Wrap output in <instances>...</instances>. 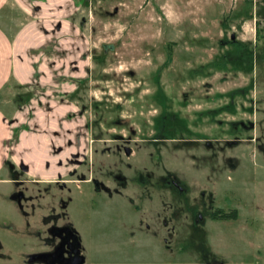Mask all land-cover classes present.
Instances as JSON below:
<instances>
[{"label":"rangeland","instance_id":"rangeland-1","mask_svg":"<svg viewBox=\"0 0 264 264\" xmlns=\"http://www.w3.org/2000/svg\"><path fill=\"white\" fill-rule=\"evenodd\" d=\"M76 5L66 2L61 12L71 11L70 25L57 17L53 26H44L48 8L21 28L25 42L34 41L35 31L56 33L48 34L45 48L36 45L28 53L42 55L45 71L36 64L25 68L30 82L13 84L14 103L3 104L9 118L20 104L29 125L11 130L19 141L8 145L19 160L13 153L8 160L17 162L12 170L18 172L21 160H45L47 175L59 182L46 188L42 181L48 180L20 171L25 194L37 196L33 209L25 207V217L11 200L18 190L14 174L0 164L4 251L20 264L28 247L15 227L26 221L34 226L50 207L58 209L61 194L89 262L196 264L185 255L157 253L162 252L157 242L130 237L132 223L156 219L163 208L157 191L154 200L140 198L137 177L170 172L196 193L211 192L223 215L236 210L237 219L210 221L208 246L216 257L225 264H264V0H80ZM104 46L113 49L105 52ZM211 61L221 65L208 66ZM118 143L132 154L118 150ZM71 153H86L84 163L68 164ZM117 171L134 179L123 196L96 192L79 180ZM20 235L28 241L29 234Z\"/></svg>","mask_w":264,"mask_h":264},{"label":"flooded vegetation","instance_id":"flooded-vegetation-1","mask_svg":"<svg viewBox=\"0 0 264 264\" xmlns=\"http://www.w3.org/2000/svg\"><path fill=\"white\" fill-rule=\"evenodd\" d=\"M116 147L118 150H123L125 155L126 151L131 149L120 143L116 144ZM85 156H87L86 153H71L66 157V162L73 166L82 165ZM7 166L11 170L15 168V165L10 162H7ZM21 166L23 165L20 164L19 172L16 169L12 170L13 180L17 184L18 190L13 193L11 199L15 201L22 215L28 217L29 211L25 207L27 204H31L37 196L25 194L26 189L23 188V184L26 180L20 178V171L22 174H26L28 171ZM61 177L62 175H59L58 179ZM79 180L93 185L96 192H103L112 197L113 195L123 196V191L128 190V184H132L134 179L131 178L129 181L127 176L117 171L106 173L103 179L80 175ZM137 180L142 186L139 188L141 190L140 198L147 201L154 200L152 191H157V195L164 199L161 200L163 208L157 212L156 219H142L138 225L134 226L133 223L130 225L132 240L136 236H140L147 244L149 241L157 242L162 248V252L157 251V253L173 257H177L179 254L185 255L187 259L195 261L196 264H225L208 246L212 229L210 221L220 220L218 212L221 211L215 209L214 196L211 192L202 189L196 193L178 175L170 172L157 175L149 173L146 174V177L138 176ZM109 181L113 184L111 188L107 184ZM33 182L37 184L40 181L34 180ZM42 182H45L47 188L51 186L52 182L56 184L59 181ZM165 193H167L169 201H166ZM19 197L21 198L20 203H18ZM57 201L58 209L56 206L50 207L49 212L43 214L34 226L26 221L25 227H21V229L15 227L19 234L18 238L28 247V251L23 253V257L19 261L23 264H93L87 258L86 247L80 231L68 218L67 202L63 200L61 194H58ZM30 208L33 209V204L30 205ZM23 232L29 234V236H25L28 241H23V237L20 235ZM153 245L159 247L155 243ZM4 249V244L0 242V264H18L16 263L18 258H14ZM157 253L154 254L157 255Z\"/></svg>","mask_w":264,"mask_h":264},{"label":"crops","instance_id":"crops-1","mask_svg":"<svg viewBox=\"0 0 264 264\" xmlns=\"http://www.w3.org/2000/svg\"><path fill=\"white\" fill-rule=\"evenodd\" d=\"M66 2L71 6L73 5L74 8L80 0H0V164L3 162V164L7 166V162H10L17 166L19 157L16 159L17 156H14L15 151H13L12 146L8 144L13 141L17 143L19 137L18 139H14V133L11 134V130L14 131V129L19 128L21 124H25L28 126L25 129H29L26 118H24L25 120L21 118L23 116L21 115L22 112L19 111L20 109L16 108L17 111L11 114L12 118H9L5 116L3 104L13 102L12 98H14L15 95L13 87H11L13 84L22 85L30 82L29 75L31 72L24 71L26 70L25 68L29 67V69H32L36 64L39 66L40 70L45 71V64L39 62V58L42 55L33 56L28 55V53L30 50L34 49L30 47L36 45H42V47L45 48V43L49 38L48 34L56 33V31L52 32V29L49 31L47 29L45 31L42 30V32L33 30L35 31L34 41L25 42L22 40L21 28L24 27L25 21L29 22L37 16L41 17L43 10H48V8L51 11L44 15V22L42 23L44 26H53V19L57 17L67 22L71 11H69L70 13L68 15L61 14ZM55 8H59L60 10L56 13L54 11ZM67 24L70 25V22L68 21ZM56 29L57 32H60L63 28L60 31V28ZM28 43L32 44L27 46ZM24 113H26V111ZM12 119L14 122H11ZM25 129H22L24 134L29 132ZM8 153H13L12 159H16V163L8 160ZM28 160H21L18 164L28 167L26 175L36 174V176L41 177V179H46L48 181L52 180V178L49 177L50 175H47L48 172L44 169L45 160L41 161L38 158L37 163L31 159ZM1 166L2 165H0V167Z\"/></svg>","mask_w":264,"mask_h":264},{"label":"trees","instance_id":"trees-1","mask_svg":"<svg viewBox=\"0 0 264 264\" xmlns=\"http://www.w3.org/2000/svg\"><path fill=\"white\" fill-rule=\"evenodd\" d=\"M104 47H105V49H106L105 52H106L108 49H111L110 46H109V47L104 46ZM219 65H221V64L218 63L217 61H211V62L209 63L208 66H211V67H215V68H217ZM18 86H21V85H18ZM15 101H16L17 104H18V101H19V100L15 98ZM17 107L21 109L22 106H20V104H18ZM221 212H222V211L218 212V213L220 214L219 219H221V220L237 219V212H236V210H233V211L230 212L229 214H224V215H223V213H221Z\"/></svg>","mask_w":264,"mask_h":264},{"label":"water","instance_id":"water-1","mask_svg":"<svg viewBox=\"0 0 264 264\" xmlns=\"http://www.w3.org/2000/svg\"><path fill=\"white\" fill-rule=\"evenodd\" d=\"M233 38V37H232ZM110 48L111 49H113V46H110ZM131 154V149H128L127 151H126V155H130ZM21 167H24V170H27L28 169V167L27 166H21ZM20 200H21V198L19 197L18 198V203H20Z\"/></svg>","mask_w":264,"mask_h":264}]
</instances>
